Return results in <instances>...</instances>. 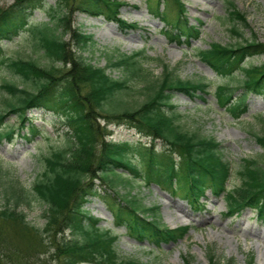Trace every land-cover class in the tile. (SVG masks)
Listing matches in <instances>:
<instances>
[{"label": "trees", "instance_id": "16d2710c", "mask_svg": "<svg viewBox=\"0 0 264 264\" xmlns=\"http://www.w3.org/2000/svg\"><path fill=\"white\" fill-rule=\"evenodd\" d=\"M118 5L116 0H54L48 8V21L32 23L28 15L36 8H46L44 0H13L9 6H0V71L16 78L0 84V89L9 95L1 101L0 138L12 131H1L8 115L17 113L24 125L28 120L26 110L30 108L63 114L71 126L63 144L44 156L42 172L33 185L34 195L46 205L43 228L32 225L26 213L19 210L21 204L31 203L32 196L24 187L12 182L3 189L9 198L5 205H1L0 199V264H4L1 254L11 245L13 236L29 241L38 239L41 246L51 243L62 264H155L121 259L110 231L102 230L99 220L85 210L89 196L98 194L97 181L124 189L132 187V182L139 178L169 187L178 181L179 188L195 202L204 197L208 189L218 195L226 192L230 213L249 206L257 210L259 219L264 222V154L244 159L238 171L242 184L228 189L230 163L223 159L218 141L190 133L177 122L179 115L174 112L173 92L182 91L193 96L198 89L205 92L206 83L182 79L166 65L161 77L147 73L141 62V58H145L143 51L110 59V66L125 73L121 79H116L105 67L97 66L83 54L95 41L93 35L74 25V12L116 18ZM228 14L232 22L248 25L245 14L232 1H228ZM160 15L168 22L166 14ZM236 25L234 23L230 31L242 37ZM22 29L31 33L35 47L47 59L46 65L33 59L13 57L1 46L2 37L19 34ZM173 29L187 33L196 31L195 26H188L182 19L177 20ZM254 54H264V43L256 39H245L235 45L213 43L210 49L201 52L206 62L221 75L245 73V79L239 81L245 94L235 95L231 83L217 89L219 105L234 117L247 112V93L264 98V63L247 66L243 63L246 56ZM133 80L146 81L143 89L147 91V99L139 107L124 97L131 94ZM97 118H104L108 123L126 121L153 139L166 141L170 149L164 158L152 151L143 153L142 162L136 163L129 152L133 150L130 142L105 139L108 130ZM33 131H36L35 126ZM254 134L264 149V132ZM173 153L181 158L177 167L173 164ZM138 210L145 213L151 208L137 198L124 196L114 214L117 224L126 225L140 240L147 238L157 245L162 241H177L189 229L187 226L163 228L156 221L148 220L145 214L141 216ZM66 230L71 231L72 237L66 235ZM185 264L192 262L186 259ZM211 264L218 263L212 260ZM249 264H253L252 258Z\"/></svg>", "mask_w": 264, "mask_h": 264}, {"label": "rangeland", "instance_id": "374dc122", "mask_svg": "<svg viewBox=\"0 0 264 264\" xmlns=\"http://www.w3.org/2000/svg\"><path fill=\"white\" fill-rule=\"evenodd\" d=\"M122 1L124 5L120 9V18L128 23L137 22V27H124L119 22L106 20L103 16L76 13L73 23L93 34L95 39V44L84 55L92 63L105 66L111 57L144 49L147 56L156 59L145 62V67L155 76H160L162 64L167 63L171 68H176L177 73L184 79L209 83V94H205L204 99L180 92L174 95L173 100L177 111L181 113L180 123L184 129L202 136H213L222 142L223 152L236 171L232 183L239 184L237 170L241 160L264 154L253 136V132H264V123L261 120L264 118V99L249 93L246 97L249 111L239 119L231 117L224 108L218 106L215 91L219 84L227 81L238 84L239 73L234 78L219 76L194 52L197 49H207L214 42L230 44L240 39L230 31L233 22L229 18L227 0H183L189 22L200 24V35L191 39V45L167 35L164 32V23L148 10L146 0ZM229 1L235 2L238 9L246 14L248 25L236 22L243 37L255 36L264 42V0ZM12 2L13 0H0V6L6 7ZM50 4H54V1L45 0L46 8L36 9L33 14L28 15V20L47 21ZM34 43L31 34L23 30L18 35L2 39L7 54L33 59L46 65L47 60ZM252 62L255 65L260 64L264 62V56L254 57ZM108 72L114 77L122 76L119 70L108 69ZM4 80L15 81L16 78L0 71V84ZM131 85L134 87L132 96L125 98L130 99L131 104L136 103L138 107L145 99L147 91H138L144 84L136 80ZM243 91V88L235 89L238 94ZM8 96L6 91L0 89V110L3 109L1 101ZM28 116L31 123L38 127L36 134L28 132L26 126L21 128L15 115L7 119L9 127H13L15 131L10 139L5 137L0 141V198L1 204L6 202L7 195L3 189L12 181L23 185L32 197L30 205L22 204L20 210L27 214V220L32 225L43 228L46 223V205L31 194L32 186L36 177L41 174L43 157L54 147L63 144L71 128L63 117L43 110L31 111ZM28 124L26 122L25 125ZM101 124H104L103 120ZM109 128L113 129L109 138L115 141L130 140L144 148L153 147L157 153L163 152L166 147L163 141L156 140L152 143L150 138L142 136L136 129L128 128L125 124H111ZM134 155L140 163V156ZM175 159L180 160L178 155H175ZM134 185L131 194L146 205L159 206L160 222L168 227L189 224L191 229L188 237L180 240L178 245L155 247L148 242H137L127 234L125 227L115 226L112 212V197L115 196L106 195L102 190L99 196L90 199L85 209L90 215L101 219L99 225L103 229H112L119 235L116 248L122 258H137L143 262L159 264H183V257L187 256L195 264H210V253L213 252L220 264H247L251 257H254L255 264H264V227L256 219L253 210L247 209L238 216H229L225 212L227 209L222 199L208 200L204 206L196 209L194 204L184 199L181 191L175 195L171 190H162L156 185ZM119 189L121 194H125V189ZM66 235L72 237L70 231ZM10 241L11 245L1 254L4 264H62V259L57 256L56 248L51 243L45 247L41 246L38 239L29 241L22 236H13Z\"/></svg>", "mask_w": 264, "mask_h": 264}]
</instances>
